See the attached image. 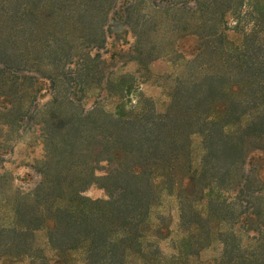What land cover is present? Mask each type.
Here are the masks:
<instances>
[{
  "label": "trees",
  "instance_id": "1",
  "mask_svg": "<svg viewBox=\"0 0 264 264\" xmlns=\"http://www.w3.org/2000/svg\"><path fill=\"white\" fill-rule=\"evenodd\" d=\"M176 1L167 28H186L166 56L179 54L183 69L158 111L143 83L115 66L127 56L149 72L156 57L152 18L135 0H0V144L27 126L43 152L26 190L0 160L1 258L189 264L214 236L221 252L206 264H264V180L253 167L264 163V0ZM129 35L127 50L101 56L108 38ZM41 80L51 89L44 103ZM194 134L204 150L197 169ZM91 185L106 198L85 197ZM163 193L177 203L182 263L156 242L171 235L169 217L151 219Z\"/></svg>",
  "mask_w": 264,
  "mask_h": 264
},
{
  "label": "rangeland",
  "instance_id": "2",
  "mask_svg": "<svg viewBox=\"0 0 264 264\" xmlns=\"http://www.w3.org/2000/svg\"><path fill=\"white\" fill-rule=\"evenodd\" d=\"M138 3L139 7L143 9L141 15L150 13L152 22L150 24V33L151 37L148 38V48L154 50L156 57L148 65L149 72L144 71L140 65L135 64L132 61H129L130 57L127 56H118L116 57L115 66L118 73H128L135 77L137 84L139 85L141 91L147 96L150 97L157 110L162 111L168 104L167 92L170 90L177 76L181 73L183 65H181V60L179 54H172V57L169 58L166 56L170 51H175L177 48L173 46L174 41L185 33L186 26L178 22L177 27L180 28V34L172 32L167 28L166 22L170 18V12L166 6L167 4H174L176 0H135ZM152 3V6H150ZM168 2V3H167ZM129 5V4H128ZM128 5H125L126 7ZM154 6V7H153ZM163 7L155 8V7ZM150 7H152L150 9ZM154 8V9H153ZM231 17V15H229ZM188 17V16H185ZM178 18H183L178 15ZM229 25L233 24L232 19H227ZM183 32V33H182ZM235 42H238L239 38L236 36L229 35ZM190 42V41H189ZM187 42L184 46L187 47L189 44ZM133 43L131 36L126 37L125 41L116 40L113 37H110L106 40L104 49L99 51L101 56L108 58L112 54L116 55V52L121 50H127L128 47ZM184 43V42H183ZM177 44V43H176ZM179 44V43H178ZM181 46V45H180ZM183 46V47H184ZM180 48V47H178ZM38 92L35 96L42 98L41 103H44L50 98L51 89L49 88V82L46 80H41V83L37 85ZM95 92L90 91L88 93L89 101L92 100ZM5 119L0 116V124ZM242 124H246V119L241 120ZM0 129L1 125H0ZM24 130H18V135L13 134L11 140L2 146L0 144V160H4L5 163L1 167L6 171L10 172L15 178L14 184L26 190L31 186L29 179L36 180L37 176L32 168L37 162L42 158V146L39 140L36 137V134L30 129V127L25 126L22 128ZM1 131V130H0ZM2 134L0 132V141H2ZM191 164L193 168L197 169L200 163V160L203 156L204 150L202 146V138L199 134H194L191 136ZM253 167L257 171L261 172V177L264 180V163L261 160H256L253 163ZM108 170V165L105 162H102L96 170L97 176H103ZM3 172L0 169V173ZM83 195L91 200L96 199H105L106 195L103 189L97 185H91L86 188ZM206 199V198H205ZM199 209L202 208V205L197 206ZM157 216H163L171 220V235L168 239L162 241H156L157 245L164 258L170 259V257H176L177 263L184 262L185 258L183 256L184 249L180 248V253L178 252L179 240L184 235L179 228V218H178V207L174 197L168 196L163 193L160 199L158 206H155L151 211V219L154 221ZM36 238L39 244L43 245L44 243V234L43 232L36 233ZM204 248L200 253L198 258H190L189 264H206L209 261L216 259L221 252V244L218 242L214 236L205 241ZM178 252V253H177ZM73 260L77 263H82L83 261V252L81 250L72 252ZM0 264H27L25 260H16V259H7L0 257ZM129 264H141L136 259H131Z\"/></svg>",
  "mask_w": 264,
  "mask_h": 264
}]
</instances>
